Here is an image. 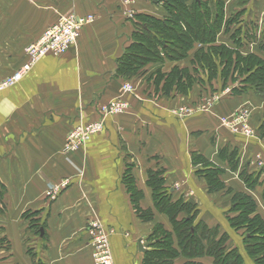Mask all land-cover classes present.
<instances>
[{"label":"crops","instance_id":"obj_1","mask_svg":"<svg viewBox=\"0 0 264 264\" xmlns=\"http://www.w3.org/2000/svg\"><path fill=\"white\" fill-rule=\"evenodd\" d=\"M160 1L0 0V82L26 63V48L48 27L68 16L83 20L64 55L43 58L0 92V264H95L87 233L95 222L109 232L112 264H154L153 252L166 239L177 255L157 264H214L200 236L203 254L182 255L167 212L176 202L195 210L192 224L205 225L207 237H224L226 250L255 264L246 229L231 226L240 213L231 206L235 194L248 196L254 202L248 217L264 223L258 166L264 164V95L250 89L232 94L245 76L230 69L224 81L221 66L210 82L200 72L186 94L166 89L174 68L193 74L197 44L182 60L161 54L139 67L140 53L128 50L143 46L142 18L169 17ZM217 2L223 19L213 45L264 62V0H201V9L213 12ZM126 56L134 63L128 76L119 71ZM123 84L134 91L122 94ZM215 94L221 99L202 110ZM118 98L124 111L104 116L102 108ZM240 108L249 111L256 137L234 135L221 124ZM93 123L102 130L83 148L64 153L69 133ZM217 169L208 185L205 174ZM175 215L180 222L191 214ZM139 241L149 244L144 252Z\"/></svg>","mask_w":264,"mask_h":264},{"label":"trees","instance_id":"obj_2","mask_svg":"<svg viewBox=\"0 0 264 264\" xmlns=\"http://www.w3.org/2000/svg\"><path fill=\"white\" fill-rule=\"evenodd\" d=\"M163 4L169 17L163 20L142 18L140 26L142 38L140 41H142L144 47L128 50V52L136 51L135 53H140L139 57L142 60L137 62L139 67L140 64L142 65L149 60H161V54L170 61L182 60L197 44L200 48L192 60L193 74L185 69L174 68L168 74L166 89L186 94L191 90L192 85L198 81L196 76L200 72H205L207 81L210 82L216 76L218 66H221V77L224 81L229 78L230 69H234L239 77L245 76L243 81L240 82L242 86L231 89L232 94H240L250 89L264 95V62L262 60L254 55L243 57L236 50H231L223 45H213L223 19L222 4L220 2H217L216 9L210 13L202 10L201 0H163ZM133 64L131 57L126 56L122 60V67L119 68V71L128 76L131 74L130 69ZM232 79L235 81L236 78ZM260 129H264V119ZM217 173H219L218 169L205 174L208 185L213 177L216 178ZM245 180L248 182L249 179L245 178ZM157 182L160 191H163L161 188L162 178H159ZM248 185L252 186L250 183ZM220 186L221 184L217 185L218 188ZM165 192L159 194L164 205L166 204ZM181 210H185L191 215L178 222L175 219V214ZM231 210L240 211L238 217L231 220V226L236 229L241 227L246 229L247 254L255 264H264V223L257 216L248 217L254 211V202L246 195L235 194L232 199ZM167 212L171 215L170 217L176 227L182 255L193 258L203 254V247L198 239V236H200L202 240L207 241L206 253L214 258V264H243L236 250L228 251L224 248V237L215 241L214 237H207L206 234L209 230L205 225L199 223L193 226L195 210L192 207L183 202H176L170 206ZM36 233L37 235L40 234V228L36 230ZM210 234L212 235V233ZM158 244L162 245V248L153 252L154 264L158 262L155 259H164L171 262L170 260L177 255L175 250L169 248L167 239L162 244Z\"/></svg>","mask_w":264,"mask_h":264},{"label":"built area","instance_id":"obj_3","mask_svg":"<svg viewBox=\"0 0 264 264\" xmlns=\"http://www.w3.org/2000/svg\"><path fill=\"white\" fill-rule=\"evenodd\" d=\"M82 19L75 16L61 18L56 24L43 31L39 39L30 44L25 52L27 61L10 76L0 82V92L18 84L40 60L47 56L60 57L72 48L78 38ZM134 88L130 84L122 85V94H131ZM228 92V91H226ZM222 94H215L204 101L202 110L211 107L220 100ZM126 108V103L118 98L110 101L102 108L104 116L120 114ZM181 112L190 113L189 110ZM250 113L246 108H240L232 115L222 118L221 124L230 132L245 138L256 137L255 131L250 127ZM102 123H93L87 126L75 128L66 138L63 148L64 153L75 152L83 148L90 138L102 130ZM260 176L264 179V164H258ZM87 233L92 247V258L95 264H112L111 254L108 245L109 232L98 222L90 223L87 226Z\"/></svg>","mask_w":264,"mask_h":264},{"label":"water","instance_id":"obj_4","mask_svg":"<svg viewBox=\"0 0 264 264\" xmlns=\"http://www.w3.org/2000/svg\"><path fill=\"white\" fill-rule=\"evenodd\" d=\"M156 0H154L155 2ZM158 1V0H157ZM40 234H42V230L40 231ZM148 243H142L141 241L138 242V249L142 252L145 251V248L148 246Z\"/></svg>","mask_w":264,"mask_h":264},{"label":"rangeland","instance_id":"obj_5","mask_svg":"<svg viewBox=\"0 0 264 264\" xmlns=\"http://www.w3.org/2000/svg\"><path fill=\"white\" fill-rule=\"evenodd\" d=\"M140 26H141V24H140Z\"/></svg>","mask_w":264,"mask_h":264}]
</instances>
